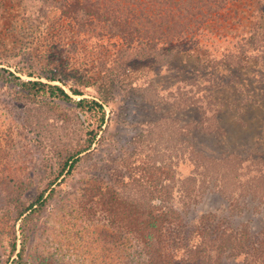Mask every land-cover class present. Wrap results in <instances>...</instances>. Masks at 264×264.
Instances as JSON below:
<instances>
[{"label":"rangeland","instance_id":"374dc122","mask_svg":"<svg viewBox=\"0 0 264 264\" xmlns=\"http://www.w3.org/2000/svg\"><path fill=\"white\" fill-rule=\"evenodd\" d=\"M34 3L41 5L0 0V183L8 185L7 191L0 185V218L6 217L13 184H25L26 204L44 190L46 201L40 210L18 220L11 212L5 226L0 224V264H11L21 250L28 264H242L246 254L219 255L221 237L211 242L216 235L204 217L214 215L228 233L247 232L244 246L255 238L264 240V179L258 177L261 163L254 162L258 153L264 155V50L256 53L246 46L247 59L238 66L222 61L224 51L235 53L233 41L238 40L239 52L243 38L264 32V0H229L201 27V41L213 45L205 54L180 55L171 68L162 69L146 66L147 60L134 61V70L114 85L105 124L91 149L79 156L73 174L52 186L53 192L47 187L59 161L83 146L86 133L97 124L72 103L21 91L6 80L12 78L8 71L45 82L46 78L19 71L92 73L98 50L92 46L83 51L79 46L72 52L67 46L45 53L49 41L39 33L52 32L53 27L49 21L47 26V17L33 25L24 19ZM82 89L83 97L95 95L94 88ZM66 90L74 99L81 98ZM193 102L197 104L185 107ZM218 110V131L204 134L193 129L200 117L209 126ZM190 131L188 138L207 154L236 155L217 166H203V160L193 158L187 140L180 139ZM153 163L172 168L162 204L172 207L181 223L163 237L167 244L161 256L154 252L160 248L158 242L156 250L148 248L129 230L128 210L119 218L110 210L112 190L128 206H144L150 200L149 185L139 187L129 179L121 183L119 177ZM14 238L16 252L9 258Z\"/></svg>","mask_w":264,"mask_h":264},{"label":"trees","instance_id":"16d2710c","mask_svg":"<svg viewBox=\"0 0 264 264\" xmlns=\"http://www.w3.org/2000/svg\"><path fill=\"white\" fill-rule=\"evenodd\" d=\"M41 3L39 7L36 3L32 5V9L24 12V19L31 22L41 18L51 22L52 32L41 31L39 36L45 38L48 42L47 52L52 50L65 49L68 51L78 52L77 50L84 47L86 49L95 48L98 50L96 55V68L94 72L87 70L85 73L76 70L71 75L66 71L59 69H45L36 72H25L28 76L46 78L48 81L39 79H22L15 73L8 71L12 78L6 80L15 83L18 88L33 97L44 96L61 101L72 103L78 108L82 114L89 115L95 119L96 128L90 129L86 134L87 138L83 146L75 151L68 152L60 161L52 181L48 187L53 192V185L59 184L60 179H65L78 168V163L82 157V153L91 149L93 143L97 139L99 132L106 121L105 106L109 105L113 100V88L122 75H127L133 71L132 63L134 61H149L152 68L162 69L171 68L173 61L183 54H191L193 52L207 53L213 45L208 46L203 43L201 27L207 26L213 21L221 11L229 3V0H33ZM31 10V11H30ZM52 19V21H50ZM49 28V27H46ZM49 40H48V38ZM50 37L52 40H50ZM238 38V36H237ZM240 50L238 52V40L233 45L236 48L235 53L224 51L222 61L238 66L244 63L246 46L253 52H261L264 50V32H254L250 37L243 38ZM72 42V43H69ZM75 43L74 47H72ZM91 44V45H89ZM214 50V49H213ZM219 51V50H218ZM46 60V59H44ZM47 61V60H46ZM51 62V61H50ZM47 64V63H46ZM91 73V74H90ZM5 76V75H3ZM4 78V77H3ZM74 78V82L70 83V79ZM58 81L60 84L53 83ZM83 88H94L95 95L93 97H83ZM68 88L73 95L80 96L74 99L66 90ZM196 102L190 103L185 107H192ZM220 111H216L211 118V122L205 125L206 118L200 117L196 121L193 129L200 128L204 134H211L220 128ZM184 126L180 125L179 129ZM191 131L181 135V140L189 143L193 158L203 160V166H217L222 161H227L235 153L221 154L213 156L207 154L200 149L192 138H188ZM187 137V138H186ZM254 162L261 163L262 168L259 169V179H264V155L258 153L254 157ZM245 160V159H243ZM132 175H123L119 177L121 183H125V179H129L132 183L139 187L149 185L152 191L150 200L144 201V206L136 202L120 201L118 194L112 190V214L117 218L128 210L125 215V222L129 230L134 232L138 239L148 248H154L156 242L160 244V248L156 250L158 256H161V248L166 245L163 237L167 236L171 231L176 229L180 223V217L172 207L162 204L165 202L170 187L169 181L172 180L173 171L170 166L144 164L136 170ZM134 175V176H133ZM4 184V185H3ZM7 191V184L0 183ZM14 190L9 196V209L6 214L0 218V224L5 226V219L11 217L10 213L15 212L14 220L20 219L28 211L35 212L40 210L46 201V190L38 193L34 200L26 204L22 200V195L27 191L25 184L19 182L13 184ZM116 191V190H115ZM158 200L157 204L155 201ZM155 204H154V203ZM126 203V204H125ZM124 216V215H123ZM206 218V219H205ZM115 220V219H114ZM120 220V219H119ZM122 220V219H121ZM179 220V221H178ZM204 220L207 221V228L212 229L215 238L211 242H215L218 236L221 237V245L217 252L225 258H237L238 255L246 254L242 264H264V240L259 241L255 238L251 245L244 246L246 234L244 231L232 230L228 233L227 228H221L218 222H215V216L206 215ZM214 221L215 223H211ZM219 232H221L220 235ZM3 231H0V235ZM174 241V240H173ZM238 243V244H237ZM16 238L12 240L9 258L16 252ZM18 258H14L11 264H28L24 259L23 250L17 253Z\"/></svg>","mask_w":264,"mask_h":264}]
</instances>
